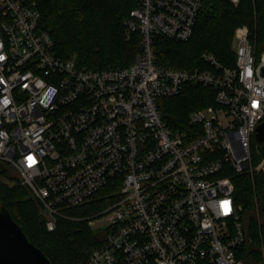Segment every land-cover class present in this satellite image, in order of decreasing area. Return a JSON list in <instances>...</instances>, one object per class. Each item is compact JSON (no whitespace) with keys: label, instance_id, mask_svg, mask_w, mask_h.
<instances>
[{"label":"built area","instance_id":"obj_1","mask_svg":"<svg viewBox=\"0 0 264 264\" xmlns=\"http://www.w3.org/2000/svg\"><path fill=\"white\" fill-rule=\"evenodd\" d=\"M236 3L238 0H234ZM204 0H139L124 18L142 48L126 66L93 69L59 55L35 0H0V160L21 175L48 230L119 182L103 243L80 264H264L239 256L252 234L233 175L264 171L252 138L264 121V52L237 27L234 64L204 51L209 68L158 63L156 37L188 41ZM187 82L212 86L215 104L168 125L158 99ZM227 203L228 209L224 205Z\"/></svg>","mask_w":264,"mask_h":264},{"label":"trees","instance_id":"obj_2","mask_svg":"<svg viewBox=\"0 0 264 264\" xmlns=\"http://www.w3.org/2000/svg\"><path fill=\"white\" fill-rule=\"evenodd\" d=\"M40 11V26L55 41L59 55L74 58L78 65L93 69L130 65L142 48L141 36H127L123 24L139 0H35ZM247 25L249 37L257 54L264 52V0H204L192 37L176 41L156 37L158 63L190 71L209 66L202 58L204 51L212 52L227 65L234 63L233 30ZM216 90L212 86L187 82L175 96L160 97L158 106L164 121L174 129H187L189 114L215 104ZM255 139V138H254ZM253 139V140H254ZM264 159V141L255 139L252 160L256 165ZM9 163L0 160L1 171ZM237 203L242 205L241 218L252 234L239 253L257 262L264 239V171L233 175ZM119 182L110 183L83 205L71 209L73 214H96L113 203ZM5 206L21 226L28 239L38 246L51 264H80L99 247L106 232L91 233L83 219L59 218L57 227L48 230L45 218L29 190L21 185L9 187L0 178V207ZM75 213V212H74Z\"/></svg>","mask_w":264,"mask_h":264},{"label":"water","instance_id":"obj_3","mask_svg":"<svg viewBox=\"0 0 264 264\" xmlns=\"http://www.w3.org/2000/svg\"><path fill=\"white\" fill-rule=\"evenodd\" d=\"M255 137L264 141V121L256 127ZM0 264H51L3 205L0 207Z\"/></svg>","mask_w":264,"mask_h":264},{"label":"rangeland","instance_id":"obj_4","mask_svg":"<svg viewBox=\"0 0 264 264\" xmlns=\"http://www.w3.org/2000/svg\"><path fill=\"white\" fill-rule=\"evenodd\" d=\"M231 1L236 4V2L234 0H231ZM236 31H237V28H235L233 30L232 45H231L232 46V49L234 47ZM254 138L256 139L255 135L252 138V145H253V142L255 141ZM256 141H257V139H256ZM6 167H7V172L1 171V173H0L1 180L4 183H6L9 187L10 186L11 187H14V186H18V185L19 186H21V185L25 186L29 190V192L31 193V195H32L33 199L35 200V202L37 203L38 208H39V212L42 213L41 205L39 204L38 200L35 198V196L31 192V190L26 185L23 184L22 177H21L20 173L13 166H11L10 164L7 165ZM74 212H73V215H75L77 217H80L83 220H85L86 225H87V228L89 229V231L91 233L102 232V231L104 233L105 232L107 233V227H108V225L106 224L105 219H102L101 221L93 222V220L95 218L94 217H91L92 216L91 214L79 215L78 213H76L77 211H74Z\"/></svg>","mask_w":264,"mask_h":264},{"label":"snow or ice","instance_id":"obj_5","mask_svg":"<svg viewBox=\"0 0 264 264\" xmlns=\"http://www.w3.org/2000/svg\"><path fill=\"white\" fill-rule=\"evenodd\" d=\"M224 207H225L226 210L228 209V205H227V203H225Z\"/></svg>","mask_w":264,"mask_h":264}]
</instances>
